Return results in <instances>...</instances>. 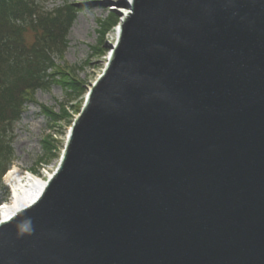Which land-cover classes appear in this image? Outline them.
Returning <instances> with one entry per match:
<instances>
[{
	"label": "water",
	"instance_id": "water-1",
	"mask_svg": "<svg viewBox=\"0 0 264 264\" xmlns=\"http://www.w3.org/2000/svg\"><path fill=\"white\" fill-rule=\"evenodd\" d=\"M0 264H264V0H129Z\"/></svg>",
	"mask_w": 264,
	"mask_h": 264
},
{
	"label": "rangeland",
	"instance_id": "rangeland-1",
	"mask_svg": "<svg viewBox=\"0 0 264 264\" xmlns=\"http://www.w3.org/2000/svg\"><path fill=\"white\" fill-rule=\"evenodd\" d=\"M124 1L127 0H35L39 7L38 12L47 13L67 3L82 4L77 7L76 17L68 29L67 43L63 50L58 52L51 49L49 53L53 66H48L44 71L46 75L44 79L49 81V85L35 91L33 98L25 103L20 118L6 131V140L12 148L9 169L18 166L24 175L25 172H30L43 179L55 170L71 120L77 115L72 107L80 110L88 89L105 67L108 47L114 40V31L111 28L101 42V49L105 50L99 56L94 55L92 49L99 38L97 23L105 19L110 12L117 16L118 22L121 11L126 10ZM30 34L26 35L28 41L32 39ZM56 71L64 74L68 71L73 78L83 81L84 92L79 98L71 95L70 99L66 87L51 80L50 74ZM59 78L60 76H55L56 80ZM61 104L66 107L69 117L64 116L57 123L51 121L47 117L48 114L41 110V106L44 105L59 113ZM3 179L4 176L0 180V206L10 195V190Z\"/></svg>",
	"mask_w": 264,
	"mask_h": 264
},
{
	"label": "trees",
	"instance_id": "trees-1",
	"mask_svg": "<svg viewBox=\"0 0 264 264\" xmlns=\"http://www.w3.org/2000/svg\"><path fill=\"white\" fill-rule=\"evenodd\" d=\"M78 6L66 4L47 13L38 12L34 0H0V177L12 156L6 131L20 118L25 102L33 98L35 90L49 85L44 79L45 69L53 66L49 53L51 49L61 52L65 47L66 34ZM116 22L117 16L113 12L98 21L100 35L92 49L94 55L99 56L105 50L101 49L104 34ZM27 34L31 35L30 41L26 39ZM56 75L60 76L58 80ZM50 76L51 80L66 87L68 96L79 98L84 92L83 81L73 78L68 71L65 74L56 71ZM41 110L54 123L64 116L69 117L64 104L60 105L59 113L44 105ZM72 110L78 112L77 107Z\"/></svg>",
	"mask_w": 264,
	"mask_h": 264
},
{
	"label": "bare ground",
	"instance_id": "bare-ground-1",
	"mask_svg": "<svg viewBox=\"0 0 264 264\" xmlns=\"http://www.w3.org/2000/svg\"><path fill=\"white\" fill-rule=\"evenodd\" d=\"M128 11L126 7V10L122 12L121 16L127 14ZM123 13L125 14L123 15ZM113 31L114 40L111 42V45H114V41L118 37V26ZM17 167L12 166L4 175L3 180L10 189V195L8 200L0 207V220L2 221L8 220L16 211L32 203L39 197L45 187L46 178L43 179L29 172H25L24 175L18 169L19 167ZM50 175L51 173L48 176Z\"/></svg>",
	"mask_w": 264,
	"mask_h": 264
}]
</instances>
